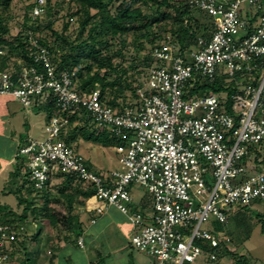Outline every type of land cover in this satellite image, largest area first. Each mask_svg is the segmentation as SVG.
Segmentation results:
<instances>
[{
  "label": "built area",
  "instance_id": "obj_1",
  "mask_svg": "<svg viewBox=\"0 0 264 264\" xmlns=\"http://www.w3.org/2000/svg\"><path fill=\"white\" fill-rule=\"evenodd\" d=\"M186 1L209 16L206 28L185 49L170 34L154 43L151 63L124 102L112 104L98 86L79 89L75 70H58L32 30L25 32L27 49L42 68L20 59L18 67L0 69V94L28 108L35 102L54 108L49 139L18 149L33 190L45 192L62 174L75 176L93 190L89 211L98 216L113 205L129 217V242L150 264H223L232 237L206 224L226 225L235 208L264 204V0H247L250 19L243 0ZM37 2L32 18L43 12L45 0ZM216 81L218 91H195ZM76 113L118 141L117 168L96 170L76 141L62 137ZM133 184L148 192L149 209L133 207ZM20 229L0 222V263ZM78 245L84 246L82 237Z\"/></svg>",
  "mask_w": 264,
  "mask_h": 264
},
{
  "label": "trees",
  "instance_id": "obj_2",
  "mask_svg": "<svg viewBox=\"0 0 264 264\" xmlns=\"http://www.w3.org/2000/svg\"><path fill=\"white\" fill-rule=\"evenodd\" d=\"M11 1L12 0H0V50L2 49L4 51L0 53V69L11 66H15V68L18 67V59H21L26 64H35L38 68H42V65L35 62L33 56L29 54L27 49L25 32L32 30V33L39 38V41L49 47L52 60L56 64L58 70H75L79 89H90L98 86L102 93L107 95L114 105L119 104L118 100L124 102L128 94H133L136 84V82L134 84L133 80H130L128 76V70L132 64L131 66L125 67L121 65V62L116 63L114 60L118 56L123 55V47L127 45L126 35L131 33L135 34L133 41H136L139 33L138 31L143 29L144 33L141 34V37H145L146 39L151 37L152 42L158 39V42L166 35L170 34L174 41L177 42L182 49H185L194 44L196 34L203 32L207 26L206 20L209 18V16L202 11H192L190 4H188L186 0H67L76 7L69 15L81 14L82 16L78 33L79 36L77 37L78 39L82 38L78 42H75V40L69 39L66 35L54 31L58 38L68 45L67 51L62 52L58 58V45L54 46L48 43L46 38L36 33H38L42 25V20L40 21V19L45 15L48 16L46 26L52 28L54 10L62 0H45L43 12L34 18H32L31 13L30 16L27 13L22 23V28L14 34L11 33L12 31L5 21L6 17L1 11L2 8L5 9L9 7ZM149 2H152V6L153 4L155 5V9L146 12L142 9V4L148 5ZM36 4H38L37 0H34L30 4L29 7L31 11ZM92 9H95L96 12L92 13ZM165 18L170 19L171 24H165L163 28L166 33L162 35V32H159L158 29L162 27L160 26V21ZM68 25V22L65 23L64 28L67 29ZM153 25H155L157 29L152 30ZM117 37H119L120 48L114 49L113 41L117 39ZM139 43L138 46L143 45L141 42ZM5 48H7L6 51ZM141 62L145 65L146 70L151 63L150 54L143 55ZM103 68L104 72L102 71ZM141 73L142 70L135 71L130 77L136 75L134 80L140 81L142 76ZM221 88L222 85L220 82H207L195 88V91L202 93V91H218ZM128 90L129 92H127ZM34 106L39 107L40 104L35 102ZM53 110L54 108L51 107V115ZM78 118L85 123L84 126H79L78 124L74 126V122ZM79 136L87 141L100 142L104 146L113 145L115 141H117L109 134L94 128L91 124L90 116H85V114L84 116H80L76 113L70 117L68 134L62 137L67 141H77ZM20 157L22 159L19 168H23L27 163V159L24 156ZM65 175L67 184L63 185L62 189H65L69 184H73L77 191H81L84 197H88L93 193L92 189H86V187L82 189L80 184L81 181L75 180V176ZM66 196L69 198L72 194L67 193ZM22 201L25 202V210L31 208L32 203H28L27 198L24 197ZM19 202L21 203V200H19ZM43 208L46 211H43L42 214L38 212L32 214V218L34 217L33 220L35 219V222L36 219L40 221L43 220V222H48V225L56 224L57 222L66 223L72 231L71 236L76 239L78 244V238L80 234H82V225L78 217L65 215L56 216L52 207L49 206L48 200L45 201ZM11 214L12 211L9 210L7 215L9 216ZM43 214L45 215L44 219ZM26 217L27 211H24V213L20 215V219L25 220ZM231 217L232 215L229 216V220ZM0 222L10 223L11 225L17 224L13 222V218L9 219L8 217ZM36 227L39 229L38 232L34 233L35 238L39 237L43 231L41 224L37 223ZM217 227L220 228L219 230H224L225 228V226L221 224H217ZM262 232L264 233V223L262 225ZM245 234V240L251 236L249 230L245 231ZM20 235L21 234L18 233L16 239L10 244L11 250L14 244L19 241ZM197 243L201 242L197 241ZM27 250L25 254L26 257L24 260L20 261V264H32V259L35 262L36 254L34 251L30 248H27ZM12 254L13 253H11L10 256ZM224 254L236 257L235 264H251L245 254H237L233 252V249H227Z\"/></svg>",
  "mask_w": 264,
  "mask_h": 264
},
{
  "label": "rangeland",
  "instance_id": "obj_3",
  "mask_svg": "<svg viewBox=\"0 0 264 264\" xmlns=\"http://www.w3.org/2000/svg\"><path fill=\"white\" fill-rule=\"evenodd\" d=\"M34 0H12L9 7L2 8L1 11L6 17L5 21L8 23L11 33H16L20 28H22V23L24 22V19L26 18L25 15L30 16L31 8L29 7L30 4ZM152 2H149L148 5L142 4V9L146 12L153 11L155 9V5H151ZM152 8H150V7ZM76 7L73 3H69L67 0H62L61 3L56 6L55 13H53L54 22L52 24V28H49L46 26L48 16H43L40 21L42 22L41 28L38 30L37 35L44 37L48 40V43L57 46V57L59 58L60 54L62 52L67 51V44H65L61 39L58 38V36L54 33V31L58 32L59 34L66 35L69 39L75 40V42H78L81 40V38H77L79 36V27L81 24V14L76 15H69L70 12L75 10ZM253 7L252 4L249 3L247 0H243L241 2V11L243 12L244 16L247 19L251 18ZM195 11V10H194ZM92 13H95L96 10L92 9ZM36 11H34V14ZM32 14V13H31ZM205 20V19H204ZM44 21V22H43ZM69 23L68 28L65 29L64 25L65 23ZM165 24L169 25L170 19L165 18L162 21H160L161 28L158 29L159 32H162L161 34H165L164 26ZM157 29L155 25L152 26V30ZM148 30V29H147ZM27 31V30H26ZM25 32V31H24ZM137 35V40L133 41V37H135V34L131 33L126 35L127 45L123 47L122 50V56H118L115 58V62L119 63L121 62V65L128 67L132 66L128 70V76L130 80H133V83H137V80H134V77H130L135 71L142 70L141 74H145V65H143L142 56L145 54H148L151 50V47L154 45V43L157 42L151 41V37L146 39L145 37H141V34L144 33V30H139ZM246 32H243L245 34ZM86 35V34H85ZM152 36V35H151ZM10 37V36H9ZM84 37V36H83ZM114 43V49L120 48L119 43V37L113 41ZM141 42L143 45L138 46ZM7 48H5L6 51ZM195 49V47L193 48ZM4 52V51H3ZM20 60V59H18ZM136 66V67H134ZM104 72V68L102 70ZM141 76V75H140ZM258 76V73H257ZM142 77V76H141ZM247 79H244L246 82ZM231 85H235V82H229ZM133 84V85H134ZM239 88H242L244 86V82L241 81V83L237 84ZM129 92V90L127 91ZM11 106H16L17 111L13 115V118L10 119V123L13 127V129L17 132H22L20 134V137H22V140L24 142H21V138L19 136L17 137V141H20L19 145H22L23 143H29L30 141H36L38 143L45 142L50 137V131L48 130V125L51 119V112L50 108L52 105L49 103H42L39 107H25L24 104L18 99L14 98L11 100ZM6 116L4 114H0V120H4ZM34 119L32 123L31 130L28 132L25 131V127L27 126V122L30 120V123ZM75 124H78L79 126H84L83 121H76ZM97 129V128H96ZM18 134V133H17ZM29 136V137H28ZM24 138V139H23ZM118 141H115L117 143ZM104 146L100 142H93V141H87L83 139L81 136L76 141L77 148L80 153L83 154V156L87 159L88 163L91 164L96 170L106 172L110 171L112 169H115L119 165V154L114 148V145ZM4 145V144H3ZM24 175V174H23ZM65 176L60 175L53 182L52 191H49L50 184H46V192H38L35 190L30 191L29 196H34L37 198V204L38 208L35 207V210H38L37 212L39 214H42L43 211H46L43 206L45 201H49V206L52 207L53 211L55 213L63 214L65 216H76L78 219L82 217L81 213H78L76 211V207L79 204V200H74L73 202H69V199L67 198L66 190H72V194L77 195L76 189L73 188V184H69V188L62 189V186L64 184H59L58 182L64 180ZM24 179L26 180V183H29V179L27 174L24 175ZM53 179V178H52ZM66 180V179H65ZM64 180V182H65ZM58 183V184H55ZM81 184V183H80ZM82 185V184H81ZM31 187V185H30ZM130 191L136 196V204H133V207H138L142 202H147V207L151 204V199L146 191L145 188H143L140 185L133 184L129 186ZM48 191V192H47ZM57 195V198L55 199L54 196ZM54 197V198H53ZM68 199V200H67ZM67 201L69 202L67 204ZM84 201V200H83ZM24 207V204L21 205L20 211L22 212V208ZM133 209L131 208V212ZM14 214L9 215L10 218H13V222H16V226L18 229L21 230V235L19 241L14 244L12 247L11 252L13 253L10 258L11 260L18 261V263L26 257V252L28 251L27 248L35 249V252H40L41 254L36 256V261L34 263V260L32 259V264H58L59 261H62V258L69 257L68 254H64L63 257H60V248H63L64 245H66V240L64 239L65 235V227L66 223L60 222L56 224L48 225V222H43V220L36 219V222L41 224L43 227V231L39 237L35 238L34 236V224H31L33 218H31L29 212V219L22 220L18 218L19 213H16L13 211ZM80 217V218H79ZM45 218V215L43 214V219ZM46 221V220H45ZM19 222V223H18ZM264 223V204H260L259 201L256 202L255 205L252 207H246V208H235L233 210V214L229 222L225 226L224 230L229 233L232 237L231 244L233 252H236L237 254H245L251 264H264V233L262 232V225ZM10 224V223H9ZM217 224L219 223L215 222L214 220L209 221L206 225L208 228L213 227V229L219 231L220 228L217 227ZM222 225V224H221ZM48 226V227H46ZM211 226V227H210ZM37 232L38 229L35 227ZM41 228V227H40ZM250 232L251 236L245 240V231ZM67 232V231H66ZM132 234L129 235V238H131ZM73 242V239L71 240ZM11 248V247H10ZM62 250V249H61ZM32 251V253H33ZM138 250L133 248L131 243L129 242L128 247L123 251L122 255H118L113 253V255L108 256L106 258V255L104 259L107 261V264H109L108 261H110L112 264H136L135 261H138ZM142 252V251H141ZM146 253V252H145ZM127 254V255H126ZM147 254V253H146ZM32 255V254H30ZM148 255V254H147ZM149 256V255H148ZM9 258V259H10ZM97 260V257H96ZM96 260L94 261L96 264ZM102 261V258L100 259ZM149 260L151 262V258L149 256ZM236 257L233 255L227 256L223 260V264H235ZM74 260L71 259V264H74ZM145 263V260L142 264ZM102 264V263H101ZM150 264V263H149Z\"/></svg>",
  "mask_w": 264,
  "mask_h": 264
},
{
  "label": "crops",
  "instance_id": "obj_4",
  "mask_svg": "<svg viewBox=\"0 0 264 264\" xmlns=\"http://www.w3.org/2000/svg\"><path fill=\"white\" fill-rule=\"evenodd\" d=\"M12 99L13 97L10 95L0 94V114H4L6 116L3 121L0 120V221H3L5 218L9 217L7 215L9 210L12 211V214H14L13 211H15L16 213H19V215L23 214L24 211H27L26 219H29V212H31L30 216L32 218V214H35V212L38 211L34 209L35 207L38 208V205H36L37 198L34 196H29L30 191L33 190V188L30 187V183H26L23 175V168H19L22 158L17 155L18 149L27 142L17 146L20 141H17V137L14 138V136H19V138H21V142H24L22 137H20L22 132L15 131L10 123V119L13 118V115L17 111L16 106H11ZM33 121L34 119L31 123L30 120L27 122V126L25 127L27 135L31 130ZM55 180H57L56 177L50 180L49 191H52V185ZM64 180L58 183H62L64 185L67 184V180H65V182ZM67 188H69V186H67ZM81 188L84 189L83 184L81 185ZM75 191L77 192V195L72 194V190H66L67 193L72 194L71 197H67L70 203L74 200L80 201L76 207V211L82 215L81 218L79 217V221L82 225V234H80L79 237L83 238L84 246L77 244L76 239L71 236L72 231L70 230L69 226L66 225L64 230V239L66 240V245H64L63 248H60L61 252L59 255L60 257H63L64 254H68L69 257L62 258L63 260L59 261L58 264H71V259L74 260V264H95L94 261L96 260V257V264H107V261L104 259L105 255L106 258L113 255V253L122 255L123 251L128 247L130 240L129 235L133 233L132 223L126 214L121 212L113 205L108 206L104 213L96 216L95 212H91L86 208L87 198L89 196L84 197L81 194V191L79 192L77 189ZM24 197L27 198L28 203H32V209L30 208L25 210V202L22 201ZM54 197L56 199L57 195ZM19 200H21V203ZM95 201V199H92L90 201V205L95 206ZM69 202L67 201V204ZM22 204H24V207L21 210L22 212H18L20 211ZM147 204V202H142V204L139 206L149 209L150 206L147 207ZM57 215L60 216L63 214L56 212V216ZM94 217L95 221H92V218ZM18 218H20V216H18ZM31 224H34L36 227L37 222L32 221ZM35 227L34 233L37 232ZM72 239L73 242H71ZM32 250L35 251L33 248ZM137 253L139 255L138 261H135L136 264H142L144 260V264L150 263L149 256L145 252L138 250ZM35 254L38 256L41 253L37 251ZM101 258L102 261L100 260ZM110 261H108L109 264H112ZM0 264H20V262L18 263V261L8 258Z\"/></svg>",
  "mask_w": 264,
  "mask_h": 264
}]
</instances>
